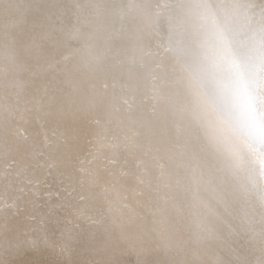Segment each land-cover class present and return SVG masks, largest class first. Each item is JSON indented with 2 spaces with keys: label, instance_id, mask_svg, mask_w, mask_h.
<instances>
[{
  "label": "clouds",
  "instance_id": "9594fccd",
  "mask_svg": "<svg viewBox=\"0 0 264 264\" xmlns=\"http://www.w3.org/2000/svg\"><path fill=\"white\" fill-rule=\"evenodd\" d=\"M0 264H264V0H0Z\"/></svg>",
  "mask_w": 264,
  "mask_h": 264
}]
</instances>
